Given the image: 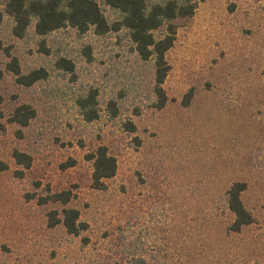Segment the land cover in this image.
<instances>
[{"label": "rangeland", "instance_id": "374dc122", "mask_svg": "<svg viewBox=\"0 0 264 264\" xmlns=\"http://www.w3.org/2000/svg\"><path fill=\"white\" fill-rule=\"evenodd\" d=\"M175 22L168 99L155 109L152 63L138 58L125 31L98 36L64 27L40 36L30 25L16 37L3 13L0 264H112L132 256L155 264H264V0H203ZM60 57L72 71L55 65ZM12 58L23 73L43 67L47 76L18 84L4 71ZM90 89L99 117L85 121L76 100ZM21 104L36 112L24 127L8 121ZM101 144L117 172L96 189L87 154ZM14 150L31 156L29 167L16 163ZM235 180L246 182L241 197L253 216L239 231L229 229L225 204ZM61 190H70L67 206L88 224L79 235L47 225L61 203L37 201Z\"/></svg>", "mask_w": 264, "mask_h": 264}, {"label": "trees", "instance_id": "16d2710c", "mask_svg": "<svg viewBox=\"0 0 264 264\" xmlns=\"http://www.w3.org/2000/svg\"><path fill=\"white\" fill-rule=\"evenodd\" d=\"M199 1L203 0H6L4 9L0 11V22L3 13L11 16L14 20L12 34L16 37H23L30 25L40 36L64 27L74 28L79 33L91 31L98 36L125 31L138 58L152 63V93L155 97L152 106L155 109H162L168 99L163 83L170 69L166 53L176 39L175 21L178 18L191 16ZM101 2L108 6L114 15L113 18H109L104 13ZM0 49H2L1 39ZM87 54L89 56V53ZM55 65L67 71L73 70L72 62L64 57H60ZM4 71L15 75L17 83L24 86H30L47 76L43 67L23 73L15 58L6 64ZM1 77L2 71L0 70V79ZM192 93L193 90L189 89L183 95L182 105H189ZM2 101L0 94V134L5 130L2 122L4 118ZM76 103L85 121H92L99 117L96 89H90L79 96ZM108 110L112 117H115L119 111L113 99L108 102ZM35 114L33 107L21 104L13 110L8 121L24 127ZM126 128L130 131L136 129L131 121L126 122ZM12 155L16 163L24 167L30 166L31 156L29 154L14 150ZM87 159L91 161L92 187L104 188L105 180L112 178L117 172L116 157L109 152L106 145L101 144L87 154ZM5 169H7V164L0 159V170ZM246 188L245 181L235 180L226 190L225 204L233 216L229 225L232 231H239L243 226L253 222L252 213L241 197ZM71 197L70 190H61L47 194V196H39L37 201L39 203L49 201L61 203L62 208L59 211L53 209L47 213V225L53 227L61 223L68 234L79 235L88 228V224L80 219L78 208L67 206ZM112 264L155 263L142 256H132L124 260H115Z\"/></svg>", "mask_w": 264, "mask_h": 264}]
</instances>
